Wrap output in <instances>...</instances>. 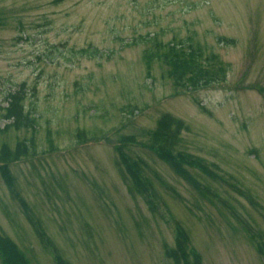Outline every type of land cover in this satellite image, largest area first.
<instances>
[{"label":"rangeland","instance_id":"rangeland-1","mask_svg":"<svg viewBox=\"0 0 264 264\" xmlns=\"http://www.w3.org/2000/svg\"><path fill=\"white\" fill-rule=\"evenodd\" d=\"M171 44L207 59L194 85L145 57ZM0 238L26 264H264V0H0Z\"/></svg>","mask_w":264,"mask_h":264},{"label":"trees","instance_id":"trees-1","mask_svg":"<svg viewBox=\"0 0 264 264\" xmlns=\"http://www.w3.org/2000/svg\"><path fill=\"white\" fill-rule=\"evenodd\" d=\"M129 45L130 43L127 44V46ZM171 45L172 47L169 48V50L165 53H160L159 50L147 49V51L145 52V57H149L150 59L158 56H164L167 58L170 57V59L172 60L171 75L176 78L177 82L188 81L189 84L194 85L196 82L192 81V79L197 76L200 77L204 75L203 73L207 71V67L205 66L207 64V59L197 54H192L190 58L185 57L183 59L180 55V51H177V49L174 48L175 45ZM71 54L74 58H86L89 60L102 59L105 56L110 57L107 52L101 51L95 46L85 48L83 47L82 49L71 52ZM4 111L6 113V117L9 119V117L13 113V110L8 109ZM0 255L3 264H26V261L21 259L20 253L18 251H14L12 245L5 238H0Z\"/></svg>","mask_w":264,"mask_h":264}]
</instances>
